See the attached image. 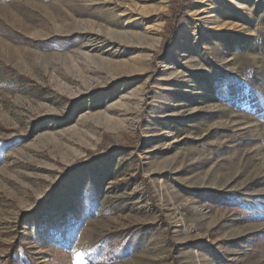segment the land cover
<instances>
[{"label":"rangeland","instance_id":"374dc122","mask_svg":"<svg viewBox=\"0 0 264 264\" xmlns=\"http://www.w3.org/2000/svg\"><path fill=\"white\" fill-rule=\"evenodd\" d=\"M169 5L0 0V259L264 264V0H191L164 49ZM87 178L73 247L40 249L22 218L71 210Z\"/></svg>","mask_w":264,"mask_h":264},{"label":"trees","instance_id":"16d2710c","mask_svg":"<svg viewBox=\"0 0 264 264\" xmlns=\"http://www.w3.org/2000/svg\"><path fill=\"white\" fill-rule=\"evenodd\" d=\"M191 3V0H170L169 10L163 15L165 20V27L163 30V47L164 49L174 41L177 35V26L178 22L185 15V10L187 6ZM232 80L226 78L223 88L230 87L229 85ZM231 88V87H230ZM15 142V141H14ZM11 143L7 142V146H10ZM5 148L3 145L0 149ZM72 169H67L63 174L59 176V181L57 182L56 187L60 186L61 182L65 178L66 174L71 172ZM100 179L95 181L86 179L83 184V192L81 198L75 201L73 208L69 210L67 207H64L62 213L55 212L56 214L53 217L48 219L44 214L35 215L33 218L26 213L22 218L21 224L27 223L33 228L32 238L33 241L38 245L42 250H45L47 247H52V249L59 248L61 250H68L72 248L75 241L78 238L81 229L85 225L86 221L92 214V207L96 205L98 191V183ZM226 196V195H225ZM223 197V196H222ZM51 198V197H50ZM49 198V199H50ZM226 202H229L232 205L239 206L242 208H258L262 200L259 197H250V203L247 199L234 197H226ZM264 206V204L262 205ZM41 219V220H40ZM40 220V221H39ZM39 224H42V228H39ZM19 228V227H18ZM128 241L126 245H123L119 252L124 256L130 250L134 241ZM131 244V245H130ZM100 252L96 251L95 255H99ZM0 264H42L39 263V260L31 254V252L25 247L22 243H17L9 246V251L7 257L0 259ZM221 264V263H220ZM227 264V263H224ZM228 264H233L229 263Z\"/></svg>","mask_w":264,"mask_h":264}]
</instances>
